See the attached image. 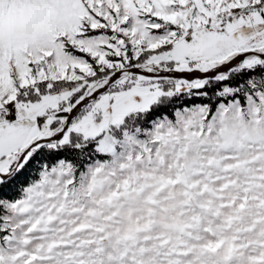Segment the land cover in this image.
Masks as SVG:
<instances>
[{
  "label": "snow or ice",
  "instance_id": "snow-or-ice-1",
  "mask_svg": "<svg viewBox=\"0 0 264 264\" xmlns=\"http://www.w3.org/2000/svg\"><path fill=\"white\" fill-rule=\"evenodd\" d=\"M0 264H264V0H0Z\"/></svg>",
  "mask_w": 264,
  "mask_h": 264
}]
</instances>
